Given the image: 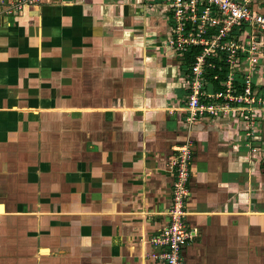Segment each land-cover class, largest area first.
<instances>
[{
    "label": "crops",
    "instance_id": "1",
    "mask_svg": "<svg viewBox=\"0 0 264 264\" xmlns=\"http://www.w3.org/2000/svg\"><path fill=\"white\" fill-rule=\"evenodd\" d=\"M240 1L264 15V0ZM12 2L0 0V264H163L150 240L186 144L195 235L181 264H264V109L186 121L190 57L168 46L165 1ZM256 42L239 70L264 99Z\"/></svg>",
    "mask_w": 264,
    "mask_h": 264
},
{
    "label": "built area",
    "instance_id": "2",
    "mask_svg": "<svg viewBox=\"0 0 264 264\" xmlns=\"http://www.w3.org/2000/svg\"><path fill=\"white\" fill-rule=\"evenodd\" d=\"M171 24L168 46L184 62L187 54L198 49L193 63L182 65L186 83V121L193 124L200 116L215 117L229 112L249 116L264 109V99L254 91L252 73L239 70L246 56L253 67L257 36H264V15L255 13L240 0H164ZM39 4L41 0H14L10 8ZM250 29V41L242 44L237 34ZM245 59V58H244ZM217 63L226 71L223 79L211 74ZM221 85L217 93L207 92L211 82ZM192 151L189 145L180 148L171 161L173 175L167 224L151 238L154 259L163 264H181V250L193 238L195 230L186 225L185 204L190 197L189 176Z\"/></svg>",
    "mask_w": 264,
    "mask_h": 264
},
{
    "label": "trees",
    "instance_id": "3",
    "mask_svg": "<svg viewBox=\"0 0 264 264\" xmlns=\"http://www.w3.org/2000/svg\"><path fill=\"white\" fill-rule=\"evenodd\" d=\"M198 51H199L198 49H195V50L192 51V53H189V54L186 55L187 58L190 57V59L188 61L186 60V62H185L186 66H189V65H191L193 63V59H194L193 57H194V55H196L198 53ZM214 63L217 66H216V69L214 70V72H212L211 74H215V73L219 74V79L221 80V79L224 78V74H225L226 69L223 66V64L217 63L216 60H214ZM209 80H210L211 84H213L216 87H218V82L217 81L216 82L212 81V79L210 77H209Z\"/></svg>",
    "mask_w": 264,
    "mask_h": 264
}]
</instances>
